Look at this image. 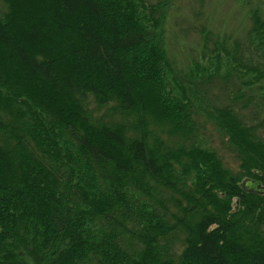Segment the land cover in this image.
<instances>
[{
  "label": "trees",
  "instance_id": "1",
  "mask_svg": "<svg viewBox=\"0 0 264 264\" xmlns=\"http://www.w3.org/2000/svg\"><path fill=\"white\" fill-rule=\"evenodd\" d=\"M1 1L0 264H264V108L231 84L264 77L261 19L179 90L178 0Z\"/></svg>",
  "mask_w": 264,
  "mask_h": 264
},
{
  "label": "rangeland",
  "instance_id": "2",
  "mask_svg": "<svg viewBox=\"0 0 264 264\" xmlns=\"http://www.w3.org/2000/svg\"><path fill=\"white\" fill-rule=\"evenodd\" d=\"M176 6L177 10L172 13V17L166 24V28L168 27L166 35L169 37V40L167 39V57L173 64L172 69L176 73L173 76V86H177L179 90H181L179 81L186 82L185 79L200 65H207L208 60L202 59L212 55V50L215 49L218 40L224 42V50L230 52L239 43H250L249 35L253 31L255 17L260 18L264 23V0H178ZM3 9L4 5L0 0V10ZM222 54L226 56L224 52ZM209 68H212V64ZM260 69L263 71V66ZM225 70V62H223L221 72ZM240 75V80L234 75L231 79L236 103L242 102L246 105L251 101L259 102L264 108V99L260 97L264 90V77L255 86L247 88L243 83H249L247 82L249 76L242 75V73ZM224 82V79L214 80L213 87H216L214 91H217L218 87H223ZM207 83H210L212 93V78ZM233 84H236L237 88H234ZM196 85L200 86V83H196ZM151 97L157 118L167 120L168 116L165 110L159 105L156 106V95H151ZM194 118L199 127L195 133V144L211 149L214 146L224 165L237 169V164L233 163L231 156L219 148V140L213 133L212 126L202 118L196 117L195 114ZM171 121H175V119H171ZM243 186L245 190L252 189L254 183L246 181Z\"/></svg>",
  "mask_w": 264,
  "mask_h": 264
}]
</instances>
